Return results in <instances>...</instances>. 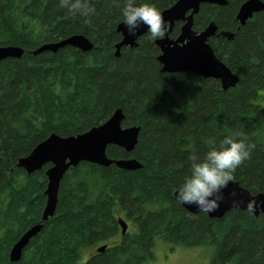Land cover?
<instances>
[{
	"label": "trees",
	"instance_id": "1",
	"mask_svg": "<svg viewBox=\"0 0 264 264\" xmlns=\"http://www.w3.org/2000/svg\"><path fill=\"white\" fill-rule=\"evenodd\" d=\"M247 0L202 4L193 29L215 23L208 40L215 56L238 77L224 91L218 80L194 73H166L148 33L137 47H122L116 27L122 0H93L85 18L61 8L59 0H0V46L23 49L0 61V264H145L155 241L172 246H212V264H264V215L231 210L221 218L191 214L175 200L188 174V156L218 147L226 135L243 131L254 145L234 172V182L252 195L264 194V10L244 25L236 19ZM143 0H137V4ZM160 12L174 0H150ZM181 23L171 38H177ZM234 34L232 40L219 35ZM82 35L93 48L65 46L32 55L44 43ZM123 127H140L130 153L108 146L110 159L137 160L126 171L82 162L63 176L55 215L41 221L46 203V164L32 174L17 167L42 141L87 132L116 109ZM127 231L121 234L118 219ZM42 223L17 263L9 252L32 226ZM106 246L102 253L97 248Z\"/></svg>",
	"mask_w": 264,
	"mask_h": 264
},
{
	"label": "water",
	"instance_id": "2",
	"mask_svg": "<svg viewBox=\"0 0 264 264\" xmlns=\"http://www.w3.org/2000/svg\"><path fill=\"white\" fill-rule=\"evenodd\" d=\"M202 4L225 6L227 0H174L172 6L161 11L170 27L163 39L155 41L160 50L157 61L161 65L162 72H188L203 78H212L218 80L221 89L226 91L235 86L238 77L215 56L208 43V40L216 35L217 26L212 22L202 31L193 29L194 16ZM263 10L264 0H247L239 7L236 19L240 25H244L255 13ZM178 22L182 25L179 35L174 39L171 38L170 34ZM116 32L121 36L120 42L115 46V56L118 57L122 47H137L139 38L145 35L147 30L141 26L135 35H132L121 22L117 25ZM219 35L227 40H232L234 36L229 31H221ZM65 46L88 52L93 48V43L82 35H74L58 42L44 43L31 52L34 56L43 52L56 53ZM23 54L24 51L20 47L0 46V61L6 58L18 59ZM124 117L122 109L118 108L106 122L85 133L69 137H61L53 133L39 143L28 156L19 159L17 167L22 168L27 174L39 171L46 164L51 165L46 171V203L42 212V222L48 221L55 215L60 182L70 167H77L80 163L86 162L102 167L114 165L126 171L142 168V165L133 158L116 160L110 159L106 155L108 146H116L130 153L137 144L140 127H123ZM222 194L223 199L220 201L219 207L216 211L207 213L208 217L221 218L231 210H246L252 218L264 215V194L252 195L234 181L229 182ZM249 205L253 209L251 212ZM181 206L191 214L201 212L195 205L185 204ZM117 221L121 234L124 235L128 225L121 218ZM42 226V223L32 226L17 240L9 252L10 262L17 263L21 260L30 240L38 235ZM105 248L106 246L103 245L96 250L98 253H102Z\"/></svg>",
	"mask_w": 264,
	"mask_h": 264
},
{
	"label": "clouds",
	"instance_id": "3",
	"mask_svg": "<svg viewBox=\"0 0 264 264\" xmlns=\"http://www.w3.org/2000/svg\"><path fill=\"white\" fill-rule=\"evenodd\" d=\"M59 4L69 13L85 20L96 12L93 0H59ZM120 12L129 34L135 35L137 29L144 26L149 39L157 40L163 39L169 30V22L150 0H143L139 4L137 0H122ZM246 140L243 131L235 132L220 139L219 146L210 147L203 157L190 154L188 174L176 188V202L195 205L205 214L216 211L223 199V189L234 180V172L251 157L254 145ZM252 210L249 205V211Z\"/></svg>",
	"mask_w": 264,
	"mask_h": 264
},
{
	"label": "rangeland",
	"instance_id": "4",
	"mask_svg": "<svg viewBox=\"0 0 264 264\" xmlns=\"http://www.w3.org/2000/svg\"><path fill=\"white\" fill-rule=\"evenodd\" d=\"M264 94V91H263ZM214 248L172 246L161 239L155 241L154 259L145 264H212Z\"/></svg>",
	"mask_w": 264,
	"mask_h": 264
}]
</instances>
